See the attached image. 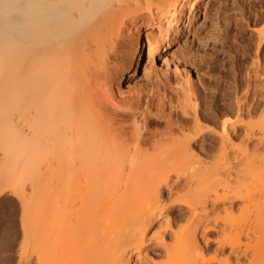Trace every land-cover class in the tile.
<instances>
[{"label":"bare ground","instance_id":"1","mask_svg":"<svg viewBox=\"0 0 264 264\" xmlns=\"http://www.w3.org/2000/svg\"><path fill=\"white\" fill-rule=\"evenodd\" d=\"M201 2L0 0V196L21 190L36 225L23 230L33 253L20 264H130L145 251L172 264H264V221L231 216L253 203L264 218V178L247 193L228 184L264 174V59L234 100L223 90L199 101L177 63L157 82L120 88L141 30L154 55L164 51L183 8ZM204 175L223 184H200ZM161 215L174 242L161 234L154 247L145 235ZM232 231L239 242L226 239Z\"/></svg>","mask_w":264,"mask_h":264},{"label":"rangeland","instance_id":"2","mask_svg":"<svg viewBox=\"0 0 264 264\" xmlns=\"http://www.w3.org/2000/svg\"><path fill=\"white\" fill-rule=\"evenodd\" d=\"M179 19H183V23L180 25L179 31L175 33L174 40L171 42L172 44L164 51L156 53L155 55L150 51V41H148V36L146 37L147 30L145 28L141 30V55L137 68L130 75L131 77L129 79L120 81V88L122 87V90H126L127 88L128 90V88L131 89L135 86L141 87L143 83H147L148 81L154 82L153 80H155L157 82V78L161 79L165 76V73L168 72L167 74H169L172 70L176 69L177 67L174 63H177L178 69L183 70L184 68L189 70L187 76L191 77L195 89L198 90H195L197 94L200 91L201 93L203 92V94H199L200 97L197 95L199 101L205 100L204 102L207 104H210L211 101L215 103L217 94L223 90H227L231 94L232 100L238 95L239 97H243L246 82L244 81L242 83V81L246 78L250 70L253 72L252 69H254V66L252 65H254V61L258 58V55L264 59V45L258 48V38L260 35L264 37V0H202L200 4L195 5L192 9L190 4L186 5ZM189 20L191 21L190 23ZM260 30L262 31L261 33H259ZM149 36H152V34ZM187 59H190L189 61L191 62H186ZM263 71H261L262 74L264 73ZM163 73L164 75H162ZM181 83L183 82L181 81ZM220 157V155L217 156L218 161H221L219 160L221 159ZM244 164L242 163L243 166L241 165L242 170L244 166H248ZM241 166H239V169H241ZM186 169V167H183V173L189 171ZM234 173H236L235 170L232 175ZM243 173L240 174L243 175ZM185 174H183L184 177ZM218 176L211 179L204 175L199 183L204 184L207 182V185L212 184V186L221 185L223 183L219 181L221 178H218ZM172 177L175 179L176 175ZM263 178L264 174L261 168L250 170V172L248 169L241 178L239 176L238 180H235L236 177L233 176L228 184H231L234 188H241L243 192L247 193L260 188L263 183ZM183 181L185 182V178L182 177L180 183L183 184ZM18 192L20 195L17 194ZM8 193L0 196V264H20L25 261L23 258H27L33 253L31 250V254L28 253L27 256V251L30 249L25 252L24 249L26 248H21L23 247V230H35V224H33L34 221L31 220L29 215H24L25 211L22 207L21 190H17L16 193L8 191ZM171 198L167 200L170 202ZM240 202L236 203L241 205L242 202ZM251 204L243 213H241L242 211L235 210L231 214L232 218H237L239 219L238 221L243 222L249 221L253 224L258 220L262 223L264 218L261 215L263 214L258 213V215H254L258 211L260 212L258 205ZM158 218L145 235L148 238L147 243L154 247L158 245L161 247L160 242H158L161 234L167 242L171 240L168 243L174 242L172 240L173 237L168 234L166 235L165 231L162 230V226L165 223L164 215ZM259 221L257 224H261ZM182 223L179 225H186L184 221ZM217 234L215 233L214 235L217 237ZM226 239L233 243L240 241L236 231L229 232ZM175 247L177 246L175 245ZM178 247L184 250L181 244ZM177 251L173 252L172 256H178ZM161 253L163 254L145 251L140 253V258H137L136 255L139 253H135L130 264H166L172 260V257L170 258L166 252ZM34 255L35 253L32 256L34 257Z\"/></svg>","mask_w":264,"mask_h":264}]
</instances>
